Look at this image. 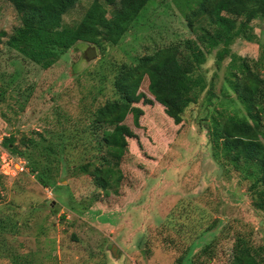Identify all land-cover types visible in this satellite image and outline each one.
I'll return each instance as SVG.
<instances>
[{
	"label": "rangeland",
	"instance_id": "obj_1",
	"mask_svg": "<svg viewBox=\"0 0 264 264\" xmlns=\"http://www.w3.org/2000/svg\"><path fill=\"white\" fill-rule=\"evenodd\" d=\"M100 1L110 17L113 8ZM89 4L80 1L63 23L76 25ZM19 27L15 9L0 0V264H229L249 245L264 247L261 187L209 139L218 114L248 119L232 83H247L252 72L264 93V17L239 18L227 41L202 46L205 61L192 77L204 89L181 124L156 103L136 105L138 125L126 116L135 137L108 194L91 172L102 166L113 126L94 125V112L118 99L113 81L122 66L199 32L172 0H148L117 45L76 43L44 70L9 46ZM41 171L57 193L38 183Z\"/></svg>",
	"mask_w": 264,
	"mask_h": 264
},
{
	"label": "trees",
	"instance_id": "obj_2",
	"mask_svg": "<svg viewBox=\"0 0 264 264\" xmlns=\"http://www.w3.org/2000/svg\"><path fill=\"white\" fill-rule=\"evenodd\" d=\"M4 1L12 5L20 22V27L10 38L9 46L44 70L54 65L61 49H69L76 43H87L95 48H101L103 42L117 45L148 2L105 0L113 8L111 16L107 17L108 12L100 0H89L90 4L81 20L74 26H67L63 23V17L82 0ZM172 2L181 12L187 28L199 32L195 40L187 39L183 45L170 44L142 56L133 66H122L113 81L118 99L107 101L93 114L94 125L113 126L111 131L104 133L106 155L100 161L102 166L91 172L107 194L110 189L116 193L122 178L119 162L127 149V140L135 137L124 123L126 116L132 115L134 125H138L143 110L136 105L140 102L150 106L156 103L174 125L181 124L185 109L197 101L204 89L203 80L192 77L196 68L205 61L202 46L227 41L239 18L243 19L244 24H249L264 17V0ZM205 17L208 26L201 25ZM248 76L247 83L243 85L232 83L248 119L227 116L221 121L223 116L218 114V119L211 121L209 139L213 147H221L223 156L237 171L253 181V187H261L257 208L264 211V130L259 123L264 102L261 91L263 82L252 72ZM142 85L146 87V92H140ZM240 88L242 92H239ZM5 145L11 148V142ZM43 171L35 175L38 183L57 193L59 189L55 182ZM31 172L34 173L33 168ZM263 252L264 247L249 245L241 249L229 264H264Z\"/></svg>",
	"mask_w": 264,
	"mask_h": 264
},
{
	"label": "water",
	"instance_id": "obj_3",
	"mask_svg": "<svg viewBox=\"0 0 264 264\" xmlns=\"http://www.w3.org/2000/svg\"><path fill=\"white\" fill-rule=\"evenodd\" d=\"M96 54H95V48L93 47H89L87 50H86V58L87 59H91L93 57H95Z\"/></svg>",
	"mask_w": 264,
	"mask_h": 264
}]
</instances>
